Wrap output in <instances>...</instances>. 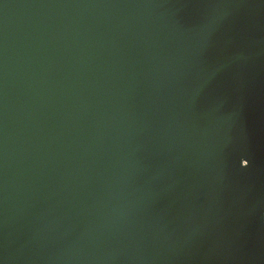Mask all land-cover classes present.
Listing matches in <instances>:
<instances>
[{
  "label": "water",
  "instance_id": "95a60500",
  "mask_svg": "<svg viewBox=\"0 0 264 264\" xmlns=\"http://www.w3.org/2000/svg\"><path fill=\"white\" fill-rule=\"evenodd\" d=\"M0 264H264V0H0Z\"/></svg>",
  "mask_w": 264,
  "mask_h": 264
}]
</instances>
